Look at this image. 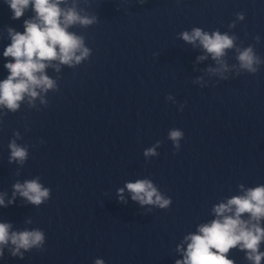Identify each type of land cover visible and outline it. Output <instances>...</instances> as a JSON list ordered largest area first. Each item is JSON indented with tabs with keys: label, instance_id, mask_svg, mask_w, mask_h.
Returning <instances> with one entry per match:
<instances>
[{
	"label": "clouds",
	"instance_id": "9594fccd",
	"mask_svg": "<svg viewBox=\"0 0 264 264\" xmlns=\"http://www.w3.org/2000/svg\"><path fill=\"white\" fill-rule=\"evenodd\" d=\"M11 9L12 19H19L25 10L32 6L35 17L24 20V32L8 29L11 43L5 48L3 56L12 58L4 64L8 75L0 81V107L11 112L20 108V103L27 97L29 103L40 95L55 89L56 82L46 75V68L51 62L59 61L60 64L72 66L86 59L90 50L84 46V38L69 28L79 24L88 27L96 22V17L81 15L75 6L61 8L65 0H5ZM237 19L243 20V14L238 13ZM235 23L229 27H234ZM181 38L191 44L199 41L203 49L212 56L221 67L226 70L222 62L226 49L234 47L236 37L221 34L215 31L211 34L194 28L191 33H181ZM259 40V37H256ZM237 59L240 68L255 73V65L261 61L254 54L251 46L237 49ZM206 57H199L205 59ZM59 71V67L55 66ZM219 71V69H210ZM39 90V91H38ZM43 103V101H42ZM183 133L173 129L169 132V139L179 149V141ZM11 149L10 162L12 160L23 163L28 155L27 149L18 146L15 141L9 144ZM144 155H156L155 148H149ZM132 193V200L141 205H157L166 208L170 200L163 198L149 180H137L125 185ZM241 187H243L241 185ZM14 196L27 199L34 205H40L49 196V190L43 188L37 180L25 181L23 184L13 185ZM124 189L118 190V195L123 199ZM13 201H9L11 204ZM0 206H6L3 197H0ZM216 219L210 223L202 224L195 234L185 237L190 241L187 245L183 260H177L176 264H234L227 254L231 249L239 248L245 252L246 259L251 264H261L264 259V251H260V245L264 242V227L261 220L264 219V186L247 189L243 195L233 196L226 203H220L213 208ZM244 214L248 218L244 219ZM11 225L0 223V246H6L9 242L13 245L12 255H22L21 249L28 250L40 247L44 242V234L39 230L11 232ZM3 249L0 247V256ZM95 264H104L97 259Z\"/></svg>",
	"mask_w": 264,
	"mask_h": 264
}]
</instances>
